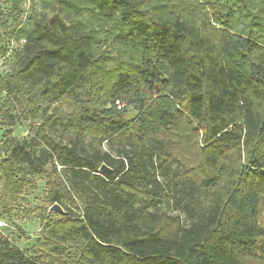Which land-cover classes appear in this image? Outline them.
Masks as SVG:
<instances>
[{
  "label": "trees",
  "instance_id": "1",
  "mask_svg": "<svg viewBox=\"0 0 264 264\" xmlns=\"http://www.w3.org/2000/svg\"><path fill=\"white\" fill-rule=\"evenodd\" d=\"M0 83L21 90L25 121L48 113L43 98L70 100L69 142L53 158L75 191L35 142L7 136L0 147L1 213L12 215L32 174L65 211L41 218L47 250L73 249L52 264H264V0H42ZM86 138L121 148L89 153ZM174 163L175 186L188 180L174 205L189 225L132 205L165 199L157 170ZM0 264L49 263L0 234Z\"/></svg>",
  "mask_w": 264,
  "mask_h": 264
},
{
  "label": "rangeland",
  "instance_id": "2",
  "mask_svg": "<svg viewBox=\"0 0 264 264\" xmlns=\"http://www.w3.org/2000/svg\"><path fill=\"white\" fill-rule=\"evenodd\" d=\"M41 12L42 0H0V80H4L15 68L17 53L24 46L26 35L34 28ZM110 67L114 68L116 64H111ZM7 98H12L14 101V105L10 108L5 107ZM41 106L48 111L45 116L37 120L25 121L23 110L28 107V102L21 90L6 88L0 83V147L7 136L19 141L35 142V156L46 163L49 174L62 186L75 191L78 179L69 171L63 173V170L55 165L53 158L54 148L69 142L65 126L68 122L66 114L71 112L70 100L67 98L51 104L50 100L43 98ZM5 110L10 112L13 120L4 116ZM49 117H52V124L45 129L44 136L49 142L45 143L39 132ZM83 148L89 153L100 149L116 156L121 147L105 140L86 138ZM179 170H182V167L178 163H174L169 169L157 170L158 181L165 189V199L155 202H133V207L137 210L147 209L155 213L179 215L185 224L189 225L188 217L178 211L174 205V200L187 191L188 180L184 179L180 186H175L172 180V176ZM29 180L30 185L22 192V200L16 204L12 215L7 216L0 212V234L20 248L28 258L42 256L49 264L56 263V260L67 256L73 252V249L51 252L46 249L41 218L49 214V209L52 207L45 201L48 179L32 174ZM91 187L99 191L94 186ZM204 205L206 206V203ZM78 214L82 215L81 210ZM52 216L56 220L59 219L56 215Z\"/></svg>",
  "mask_w": 264,
  "mask_h": 264
},
{
  "label": "water",
  "instance_id": "3",
  "mask_svg": "<svg viewBox=\"0 0 264 264\" xmlns=\"http://www.w3.org/2000/svg\"><path fill=\"white\" fill-rule=\"evenodd\" d=\"M101 172L103 173H107L110 174L111 173V169H109L106 165H103L100 169ZM50 213H60V214H65L64 209L59 205V204H55L50 208Z\"/></svg>",
  "mask_w": 264,
  "mask_h": 264
},
{
  "label": "built area",
  "instance_id": "4",
  "mask_svg": "<svg viewBox=\"0 0 264 264\" xmlns=\"http://www.w3.org/2000/svg\"><path fill=\"white\" fill-rule=\"evenodd\" d=\"M116 105H117V108H118V109H123V108L126 106L125 103H122V102H120V101H117V102H116ZM58 168L61 170V167H60V166H58Z\"/></svg>",
  "mask_w": 264,
  "mask_h": 264
}]
</instances>
